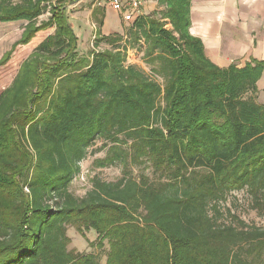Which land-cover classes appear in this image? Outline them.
<instances>
[{
  "label": "trees",
  "instance_id": "obj_1",
  "mask_svg": "<svg viewBox=\"0 0 264 264\" xmlns=\"http://www.w3.org/2000/svg\"><path fill=\"white\" fill-rule=\"evenodd\" d=\"M73 1L0 0V23H23L0 67L52 29L0 92V264H264V225L229 201L244 193L264 219V59L213 64L189 32L191 0H156L81 56ZM91 18L100 30L104 10ZM100 152L91 165L122 175L76 197ZM69 228L107 246L105 262L68 250Z\"/></svg>",
  "mask_w": 264,
  "mask_h": 264
},
{
  "label": "rangeland",
  "instance_id": "obj_2",
  "mask_svg": "<svg viewBox=\"0 0 264 264\" xmlns=\"http://www.w3.org/2000/svg\"><path fill=\"white\" fill-rule=\"evenodd\" d=\"M101 8L104 10V22L100 30L97 24L91 18V10L93 8ZM69 23L77 38V52L81 56L86 55L91 50V45L94 37L100 32L101 35H109L119 33L122 35L129 23L123 21L122 14L114 11L106 5L104 0H79L75 5L69 6L67 10ZM45 15L43 18H46ZM23 23H0V60L4 55H7L14 44H16L22 33ZM52 29H47L38 33L35 38L27 45L17 46L11 54L10 59L0 67V92L6 88L14 78L18 66L22 60L27 57L33 49L50 33ZM128 60L130 63L139 64L137 54H129ZM141 66V65H140ZM257 87L260 91V102L264 103V73L262 74ZM97 144L94 150L99 147ZM103 152L95 155H89L80 165V175L76 177L70 186V191L76 197H82L91 188V180L97 176L104 181L113 182L119 179L122 175L121 167L114 166L104 169H96L91 164L95 158L102 157ZM133 174H137V170L132 168ZM147 174V173H146ZM232 195L230 196V198ZM245 198L244 193H234L233 198L229 199L230 203L235 202L238 207V213L245 222L256 227L264 225V219L258 217L255 213H246L247 208L245 202H241ZM237 200L241 203L237 204ZM229 203V202H228ZM229 205V204H228ZM67 236L70 239L68 250L84 254L94 255L101 263L105 262L107 255V246L104 249H99L96 246H89L87 241L80 236L74 228L67 230ZM88 242L94 243L95 235L93 233L86 234Z\"/></svg>",
  "mask_w": 264,
  "mask_h": 264
},
{
  "label": "crops",
  "instance_id": "obj_3",
  "mask_svg": "<svg viewBox=\"0 0 264 264\" xmlns=\"http://www.w3.org/2000/svg\"><path fill=\"white\" fill-rule=\"evenodd\" d=\"M156 8V0H143L138 15ZM189 32L201 40L206 57L220 68L263 60L264 0H191Z\"/></svg>",
  "mask_w": 264,
  "mask_h": 264
},
{
  "label": "built area",
  "instance_id": "obj_4",
  "mask_svg": "<svg viewBox=\"0 0 264 264\" xmlns=\"http://www.w3.org/2000/svg\"><path fill=\"white\" fill-rule=\"evenodd\" d=\"M106 5L122 14L123 21L128 23L138 15L143 0H104Z\"/></svg>",
  "mask_w": 264,
  "mask_h": 264
},
{
  "label": "water",
  "instance_id": "obj_5",
  "mask_svg": "<svg viewBox=\"0 0 264 264\" xmlns=\"http://www.w3.org/2000/svg\"><path fill=\"white\" fill-rule=\"evenodd\" d=\"M78 1H79V0H75V1L71 2V4H70L69 6L75 5ZM69 6H68V7H69ZM68 7L66 8L67 10H68Z\"/></svg>",
  "mask_w": 264,
  "mask_h": 264
}]
</instances>
